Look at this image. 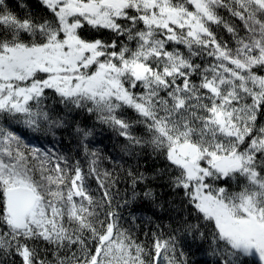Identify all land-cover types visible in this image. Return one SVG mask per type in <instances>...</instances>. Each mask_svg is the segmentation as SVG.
<instances>
[{"label": "snow or ice", "instance_id": "6c2138e0", "mask_svg": "<svg viewBox=\"0 0 264 264\" xmlns=\"http://www.w3.org/2000/svg\"><path fill=\"white\" fill-rule=\"evenodd\" d=\"M137 202L176 213L167 238L125 227ZM189 241L264 264V0H0V264H188Z\"/></svg>", "mask_w": 264, "mask_h": 264}, {"label": "trees", "instance_id": "16d2710c", "mask_svg": "<svg viewBox=\"0 0 264 264\" xmlns=\"http://www.w3.org/2000/svg\"><path fill=\"white\" fill-rule=\"evenodd\" d=\"M19 0H9L10 6H15ZM226 38V37H225ZM25 142L29 143L31 140V134H25ZM102 141V143H101ZM113 138L110 133H103L98 140L95 142V147L100 149L103 153L115 156L116 153L112 150ZM29 146H39L37 142H31ZM58 151L64 154H71L76 158H81L77 153L78 149L75 146V142L71 141L69 137L65 136L61 144L56 145ZM106 167H111L105 162ZM147 167L150 170L151 161H147ZM142 170L144 169V164L141 165ZM92 187L95 190V182L92 183ZM119 192L114 201V207L117 203L122 204L123 193L127 187L123 180L119 182ZM171 196L170 193L167 194ZM118 211L121 213L125 227H128L135 217V223L138 227L135 228V234L138 241L150 245L153 239V234L157 236L163 235L167 238L169 232V225L174 224L176 220V213L166 209L159 210L152 208L147 202H137L135 205H128L124 207H119ZM193 222L194 218H193ZM183 239V238H182ZM189 243L183 245V250L187 253L188 264H213V257L209 254V248L207 242L201 244L199 248L196 246L189 247ZM161 264H166V261L161 260Z\"/></svg>", "mask_w": 264, "mask_h": 264}]
</instances>
